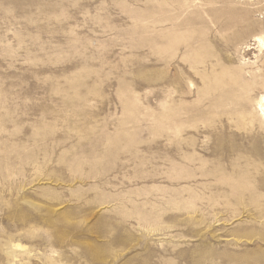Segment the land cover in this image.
<instances>
[{"label":"rangeland","instance_id":"1","mask_svg":"<svg viewBox=\"0 0 264 264\" xmlns=\"http://www.w3.org/2000/svg\"><path fill=\"white\" fill-rule=\"evenodd\" d=\"M260 37L264 0H0V264H264Z\"/></svg>","mask_w":264,"mask_h":264},{"label":"bare ground","instance_id":"2","mask_svg":"<svg viewBox=\"0 0 264 264\" xmlns=\"http://www.w3.org/2000/svg\"><path fill=\"white\" fill-rule=\"evenodd\" d=\"M258 42L260 43V44H262V45H264V42L262 41V39H261V37L260 38H258ZM190 86V85H189ZM245 97V96H244ZM259 99V98H258ZM253 101V100H252ZM257 108H258V111L264 116V96H262L260 99H259V101H258V103H257ZM230 120V119H229ZM241 120V119H240ZM246 122V121H245ZM256 126V125H255ZM237 127V126H236ZM256 175V174H255ZM240 179L238 178V181H239ZM236 191H237V196L239 197V198H241L242 196H243V192H244V186H243V184H241V182H239L238 183V185H237V189H236ZM246 192H247V194H248V196H249V199H250V201H249V203H248V207L250 208V207H252L253 205H254V199L252 198L253 197V195H252V191H251V188H246ZM246 209H247V207H246ZM250 211V210H249ZM252 213H253V211H252ZM248 217V216H247Z\"/></svg>","mask_w":264,"mask_h":264}]
</instances>
